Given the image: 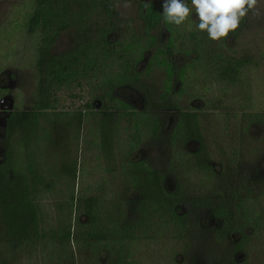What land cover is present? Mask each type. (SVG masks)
Returning a JSON list of instances; mask_svg holds the SVG:
<instances>
[{
	"label": "rangeland",
	"instance_id": "374dc122",
	"mask_svg": "<svg viewBox=\"0 0 264 264\" xmlns=\"http://www.w3.org/2000/svg\"><path fill=\"white\" fill-rule=\"evenodd\" d=\"M26 1L0 0V102L6 100L3 109H0L1 142L6 138L5 122L8 116L6 111H28L39 84L35 67L39 35L29 29L15 31L12 28L13 22L21 23L26 15L31 14ZM107 1L111 8L109 12L93 10L90 13L84 12L87 13L86 25L82 30L85 29L92 41L99 39L102 33L106 34L111 43L124 50L127 57H132L129 63L135 64L138 81L122 85L112 95L118 102H124L132 109H137L136 112H141L148 91L158 95L153 98L154 102L158 103V97L163 92L167 79L164 66L166 58L163 52L168 44L169 34L164 26H158L148 35L147 26L143 22L145 13L143 5L152 4L161 12V0ZM76 13L83 12L74 10L70 12L74 18H77ZM192 14L195 15L194 10ZM244 19V29L237 38L229 37L225 46L220 40L208 39L211 45L207 42L205 51L207 56L192 66L194 70L190 75L194 82L192 88L204 90V98L199 96L203 94L195 95L191 90L187 92L188 94L185 92L180 95L178 92L180 86L176 80L173 94L170 96V105H174V108L159 112L162 124L159 137L154 143L153 139L141 138L137 152L128 157L130 162L143 160L153 168L170 171L169 160L172 161L171 153L176 150L179 152L176 162L182 157L184 168H191L193 165L188 155L198 148L197 144L190 143L177 148V145H172L169 140L163 138L168 139L165 135L172 131L181 113H197L214 175H210L207 170L202 172V175L196 173L193 168L185 171L186 175L184 173L180 175L188 199L185 202H172V208H175L174 216L167 215V208L166 206L162 208V205L148 208L144 215L142 211L131 209L132 201H137V193L131 187L129 174L124 172L128 166L121 162L118 152L117 168L114 173L107 174L108 177L103 176L104 162L97 168L99 174L95 172L94 165L98 163L100 153L97 149H91L89 144L98 139L95 137V126L98 121L95 116H91V112L82 116V140L80 143L76 140L71 141V151L80 162L77 184L79 190L76 195L81 200L79 212L85 213L88 208L82 199L86 197V201L90 198L97 200L96 204H92V208L96 209L100 204L101 218L97 221L99 228L100 224L105 222L104 219L108 218L109 228L119 233L113 234L114 237L126 240L130 244L138 240L137 247L134 245L132 247L131 244L129 248L132 252L129 260L133 264H213V258H209L208 262L205 260V252L208 249L203 245V241L209 244V240L217 238L220 227L216 226L214 221L222 218L224 221L222 233L227 234L241 216L242 219L245 216L253 223L259 216H262V219L260 227L254 223L253 227L252 224L251 228L243 231L247 240L245 239L243 250L236 253L235 257V252H232L234 264H264V196L258 191L260 181L264 178V0H256L255 8L249 11ZM179 29L188 42L183 38L177 44L173 58L177 69L191 65L190 60L194 57L192 53L195 51L194 42L191 44L189 40V35L195 30L193 23L186 21ZM78 36H82L78 26L73 25L57 37L52 53L68 54L81 42L82 39L79 40ZM217 55L222 56V62H218ZM239 59L251 61L240 67L237 73L233 70L224 71L228 61L235 63ZM124 65V62L117 61L116 56L112 57L111 61L105 60L104 65L96 69L99 74L97 80L89 76L91 83L83 85L81 90L72 85L58 91L59 107L78 113L77 111L84 109L85 104H89L94 105L96 112L93 114L101 115L103 112L100 107L103 104L95 99L102 94L97 87L103 80L120 77ZM106 86L108 87L107 83ZM73 96L78 98H72ZM212 108L215 110H209ZM128 113L130 112L126 110L116 111L117 120L114 122L120 132L118 142H124V145L129 144L134 136L133 123L127 117H122ZM24 134L20 128L13 131L9 138L13 141V150L21 149ZM1 142L3 148L5 141ZM128 151L129 149H126L125 154ZM34 158L33 156L32 163L28 166L35 164ZM1 161L2 159L0 163ZM51 161L48 163V169H58V158L55 157V163ZM18 164L20 165V162ZM223 172L229 176L231 173L237 177L245 175L251 177L253 181L250 182L248 178L244 190L237 192L234 188L232 193L227 189L230 186V179L222 182ZM201 178L204 181L202 188L190 184L196 180L201 181ZM86 186H90L91 190H87ZM168 186L169 189L172 187L170 184ZM183 213L188 216L187 219L194 224L193 226H185L186 223L183 224L181 220L179 222L175 218ZM84 215L86 214L82 217H87ZM126 217L130 218L131 224L124 234L122 227L127 223ZM140 222L142 227L137 224ZM100 231L102 232V229ZM236 235L230 236L233 242L238 239ZM188 243L189 247L183 250ZM215 252L214 257L218 258L215 264H219L223 253L219 248Z\"/></svg>",
	"mask_w": 264,
	"mask_h": 264
},
{
	"label": "trees",
	"instance_id": "16d2710c",
	"mask_svg": "<svg viewBox=\"0 0 264 264\" xmlns=\"http://www.w3.org/2000/svg\"><path fill=\"white\" fill-rule=\"evenodd\" d=\"M26 3L31 10V14L29 16L26 15L21 23L13 22L12 28L15 31L29 29L39 35L35 64L38 73L37 81L39 84L36 89L35 99L33 100L30 109L26 112L19 110L14 111L6 119V138L9 139L12 136L13 131H16L18 128L25 132L23 136L25 139L23 138L22 140L24 141V150L27 151L25 154L28 160L27 165L32 163L31 159L33 156L35 157L34 160L36 159V150L40 149V143L38 140L42 137L46 140L51 138L52 144L50 147L57 155L60 173L71 175L75 179L76 173L79 171L78 166H80V162L71 151V141L76 140L78 143L81 142L83 129L82 116L87 112H91V116H95L98 121L95 126V137L97 136L98 139L97 141H91L89 145L91 146V149H97L101 154H99L100 159H98V163L94 165L96 168L95 172L99 174L100 171H97V168H100V164L104 162L105 169L102 172L104 174L114 173L117 168L116 152H118V157L121 162H125L128 166L125 168L124 172L129 174L131 187L137 193V201H132L131 209L142 211L144 215V212H146L148 208L162 205V208L166 206L168 211L167 215L174 216L175 208H172V202H185L186 199H188L187 194H185L186 191L182 187L183 182L180 175L183 173L186 175L185 171H188L191 168H193L196 173H201L202 175V172L206 170L211 173L210 175H214L212 172L211 160L203 141L197 113H181L178 116L172 131L165 135L168 139L163 138V140H169L172 145H177V148L190 143L197 144L198 148L188 155L190 156V162L193 165L191 168H184V161L181 160L182 157L176 162L175 159L179 157V152L176 150L171 153L172 161L169 160L170 171L168 169L153 168L143 160L130 162L128 157L132 153L134 154L137 152L141 138L153 139L152 142L154 143L159 137V131L162 127L160 120L161 115L159 112L165 109L171 110L174 108V105H170V96L173 94V86L176 80L180 86L178 89L180 95L191 90L195 95L196 93L203 94L199 96L204 98V90L192 88L194 82L190 75L193 74L194 71L192 66L197 64L202 58H205L206 45L207 42L209 43L207 34L198 31L195 24H193L195 30L189 35V40L191 44L194 42L193 48L195 51L192 53L194 57L190 60L191 65L177 69L173 63V58L178 42L184 38L180 32L179 26L167 23L161 15L162 11H157L154 5H143V9L145 10L143 22L147 26L148 35H150V32L158 26H164L169 34V41L163 52L166 58L164 66L166 68L167 79L164 90L158 97V103L153 100V98L158 95L156 93L151 94V91H148L147 99L141 109L142 111L136 112L137 109H132L130 105L124 102H118L117 98L112 95L115 90L119 89L122 85L138 81L139 77L135 69V64L129 63L132 57H127L124 50L118 48L116 44L111 43L106 34L102 33L99 39H93L94 41H92L89 37L90 35L88 36V34H86L85 29L84 31L82 30L84 25H86L85 15L87 13L84 12L90 13L92 10L93 12H109L111 8L107 0H27ZM72 10L83 13H76L77 18H79L77 19L70 14ZM73 25L78 26V31H80L82 35L78 36L79 40L82 39L81 42L68 54L54 55L52 53V48L57 37L69 28H72ZM244 26L245 19L242 18L238 28L231 31L227 37L220 40L222 45L225 46L226 40L229 37L234 39L237 38L244 29ZM184 40L188 42L187 38H184ZM115 56L117 57V61L120 60L125 63L124 70L120 77L109 78L106 81L103 80L101 85H98L97 88L98 90L100 89V94H102V96L97 97L95 100H100L103 104L102 107H100L103 112L101 115L98 113V115L93 114L96 112L94 105L89 104H85L84 109L82 111H77L78 113L67 111L64 108L62 109L59 107L60 105L57 98L58 91L67 86L71 87L72 85L78 90L83 89V85H89L91 83V78L89 76L95 77L97 80L99 74H97L98 70L96 69L102 67L105 60L111 61V58ZM209 56L213 57L212 55ZM217 56L219 58L218 62H222V56ZM249 61L251 60L239 59L235 63L228 61L224 67V71L233 70L234 73H237L239 68L247 65ZM106 83L108 87L106 86ZM72 98L78 97L73 96ZM197 98L200 99L199 97ZM125 110L130 113L124 114L122 117H127L128 120L133 123L132 130H134V136L127 145H124V142H118L120 132L114 124L117 120L116 111L123 112ZM209 110L215 109L212 108ZM42 123L47 124L44 125ZM144 133H146V135H144ZM126 149H129V151L125 154ZM3 170L4 168L0 167V175L4 174ZM227 178L230 179L229 184L231 187L229 186L227 188L230 192H232L234 188L237 192L244 190L248 178L250 179V182L253 181L251 177L245 175L237 177L235 174L233 175L231 173L229 176L227 173L223 172L221 178L222 182ZM25 181L28 180L24 178V182ZM188 182L190 181L188 180ZM203 182L204 181L201 178V181L196 180V182L190 184L202 188V185H204ZM9 184L14 185L11 180L9 181ZM168 184L172 186L170 189ZM258 191L264 196V178L260 181V188H258ZM5 196L7 195L2 194V198L5 199ZM80 201V198H78L79 203ZM89 201L93 204L97 203V200L94 199H90ZM89 201H85V204L88 205L87 202ZM85 214L90 220V224L92 225L91 228H93V233L89 237L96 244L93 248L94 252L101 251L104 253L103 259L94 258V262H101V264H133L129 260L132 257V252L129 248H131V244L132 247L133 245L137 247L139 245L137 243L138 240L136 239L134 243L130 244V242H127L126 240L123 241L122 239L114 237L113 234L119 233L112 231L109 228L108 218H106L107 222L100 224L101 228H99L97 221L100 220L101 213L99 208L93 209L92 204L88 206ZM187 217L188 216L183 213L181 216L178 215L175 218L179 220V222L181 220L183 224L186 223L185 226H193L194 224H191ZM240 218L233 224V226H231V230L229 229L230 231L227 234L222 233L224 227L223 219L218 218L214 221L215 225L220 227V234L218 233L216 235L217 238L208 241L212 243V245L203 241V245L207 246L208 249L207 252H205L206 257L204 256L207 262L209 261V258H213L212 263H216L218 258L217 256L214 257V255L216 249L219 248L223 253L222 257H220L219 264L235 263L234 257L236 256V253H240L243 250L244 244L246 243L245 239L247 240V236L243 231L251 228L252 224L253 227L254 223L260 227L259 225H261L260 220L262 219V216H259L254 223L245 216L243 219ZM125 219L127 223L122 227L124 234H126L131 224L129 223L130 218L126 217ZM95 223L96 225L94 226ZM137 224L139 227H142L141 222ZM101 229L102 232L100 231ZM234 234H237L236 236H238L236 242H233L230 238V236H234ZM188 247L189 243L183 247V250H186ZM232 252H235L234 257L231 256Z\"/></svg>",
	"mask_w": 264,
	"mask_h": 264
},
{
	"label": "crops",
	"instance_id": "0c3cea01",
	"mask_svg": "<svg viewBox=\"0 0 264 264\" xmlns=\"http://www.w3.org/2000/svg\"><path fill=\"white\" fill-rule=\"evenodd\" d=\"M3 141V148L0 144V167L4 168V174L0 175V264H101L94 262V258L103 259L104 253L94 252L96 244L89 237L93 233L92 225L78 209L79 171L74 179L60 173L59 168L48 169L49 161L57 157L50 147L51 138L38 140L40 149L36 150L35 164L30 167L24 143L21 149L13 150V141L7 138ZM24 178L28 181L24 182ZM10 180L14 185L9 184ZM85 188L91 190L90 186ZM2 194L7 195L5 199Z\"/></svg>",
	"mask_w": 264,
	"mask_h": 264
},
{
	"label": "clouds",
	"instance_id": "9594fccd",
	"mask_svg": "<svg viewBox=\"0 0 264 264\" xmlns=\"http://www.w3.org/2000/svg\"><path fill=\"white\" fill-rule=\"evenodd\" d=\"M255 5L256 0H161V15L175 26L191 21L208 39L219 41L236 30Z\"/></svg>",
	"mask_w": 264,
	"mask_h": 264
},
{
	"label": "flooded vegetation",
	"instance_id": "af4514ba",
	"mask_svg": "<svg viewBox=\"0 0 264 264\" xmlns=\"http://www.w3.org/2000/svg\"><path fill=\"white\" fill-rule=\"evenodd\" d=\"M6 100H2L1 102H0V109H3V103L5 102ZM68 111V110H67ZM71 111V110H70ZM14 112V110H11V111H6V113H7V118L10 116V114H12ZM71 112H73V111H71Z\"/></svg>",
	"mask_w": 264,
	"mask_h": 264
}]
</instances>
